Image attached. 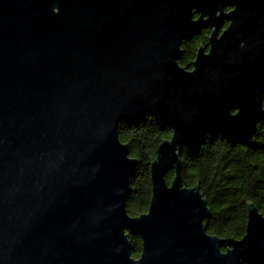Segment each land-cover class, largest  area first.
I'll use <instances>...</instances> for the list:
<instances>
[{
  "label": "water",
  "instance_id": "1",
  "mask_svg": "<svg viewBox=\"0 0 264 264\" xmlns=\"http://www.w3.org/2000/svg\"><path fill=\"white\" fill-rule=\"evenodd\" d=\"M145 115L172 133L131 215L119 125ZM263 117L264 0H0V264H264V213L249 202L241 238L210 234L181 157L217 136L252 146Z\"/></svg>",
  "mask_w": 264,
  "mask_h": 264
},
{
  "label": "trees",
  "instance_id": "2",
  "mask_svg": "<svg viewBox=\"0 0 264 264\" xmlns=\"http://www.w3.org/2000/svg\"><path fill=\"white\" fill-rule=\"evenodd\" d=\"M202 34L185 43L182 64H187L195 55ZM171 128H161L152 115L137 121H122L119 135L129 147V154L138 159L136 174L130 178V194L127 209L131 215H140L149 209L152 196L151 162L157 154L160 142L170 137ZM182 163L187 185L199 183L211 209L207 219L210 234L241 238L246 232L247 204L254 202L264 213V117L255 133V144L231 146L220 136L208 140L198 152L182 150ZM174 171L167 172L170 182ZM133 241V256H138L140 247L137 238ZM241 264H247L242 262Z\"/></svg>",
  "mask_w": 264,
  "mask_h": 264
},
{
  "label": "flooded vegetation",
  "instance_id": "3",
  "mask_svg": "<svg viewBox=\"0 0 264 264\" xmlns=\"http://www.w3.org/2000/svg\"><path fill=\"white\" fill-rule=\"evenodd\" d=\"M234 8V5L233 4H231V3H227V4H225L224 6H223V10H225V11H229V10H231V9H233ZM195 10V9H194ZM199 14L195 11V17H197ZM229 19H227V18H224L223 19V21L221 22V24H220V27H219V33H221L227 26H228V24H229ZM210 33H211V30H210V27H203L200 31H198V32H196L192 37H190V38H187V39H185L184 41H183V43H182V48H183V53H182V55H181V57L179 58V62H180V60H181V58L184 56V54H185V43L188 41V40H191V39H194L196 36H198V35H200V34H202L205 38H204V40H202L200 43H199V45H198V47H197V50L199 49V47H200V45L202 44L203 45V47L205 48V50L206 51H209V48H210V44H209V42H208V36L207 35H210ZM197 50H196V53H197ZM196 53H195V55L190 59V60H193L195 57H196ZM190 60H189V62H190ZM188 62V63H189ZM181 63V62H180ZM187 63V64H188ZM182 64V63H181ZM187 64H182V65H186L188 68H192L193 67V65L191 64V63H189L188 65ZM211 217V216H210ZM209 219V218H208ZM205 224H206V226H207V219L205 220ZM207 230H208V228H207ZM130 235H133V234H130ZM136 238H137V245H139V247H140V253H139V255L138 256H133V254H132V256L134 257V258H139L140 256H141V253H142V239H141V237L140 236H138V235H134ZM219 236V235H218ZM220 237H224V236H220ZM131 239V238H130ZM131 242H132V252H133V241H132V239H131ZM222 250H224L225 251V248L223 247L222 248Z\"/></svg>",
  "mask_w": 264,
  "mask_h": 264
}]
</instances>
